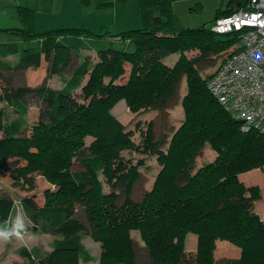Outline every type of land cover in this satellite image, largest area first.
I'll list each match as a JSON object with an SVG mask.
<instances>
[{
  "label": "trees",
  "instance_id": "1",
  "mask_svg": "<svg viewBox=\"0 0 264 264\" xmlns=\"http://www.w3.org/2000/svg\"><path fill=\"white\" fill-rule=\"evenodd\" d=\"M174 1L138 0L141 26L116 34L82 27L37 32L27 7L17 9L22 26L2 29L36 45L18 48L0 42V101L9 107L8 114L0 110V171L9 172L12 184L25 192L19 205L30 226L17 228L53 234L49 249L17 247L14 252L24 259L17 264H137L131 230L138 231L146 247L147 264H216L219 244L238 248L234 256L225 254L221 264H264V217L253 209L260 189L239 178L255 168L264 171V134L241 130L206 88L207 79L237 49L242 35L184 27L172 13ZM233 3L228 0L224 9H217L212 22L230 13ZM190 51L197 55L187 57ZM81 52H95L97 60L91 65L85 58L62 78ZM174 53L175 61L166 63ZM215 57L222 58L220 64L203 76L196 64ZM42 61L48 63L49 74L62 78L59 88L13 85L8 72L38 68ZM125 65L127 79L118 82ZM182 77L183 117L167 146L159 148L152 120L144 128L135 123L140 136L136 143L133 131L112 108L123 100L134 114L162 111ZM29 95H36L42 107L33 125L26 120ZM86 136H91L89 143ZM206 144L215 157L194 167ZM132 152L155 154L160 165L139 201L131 198V190L146 163ZM36 172L50 185L41 205L34 193ZM100 175L109 183L107 192L101 191ZM119 194L123 201L118 205ZM77 206L86 223L78 217ZM14 207L12 198L0 194V235L10 237L16 228ZM188 233L196 237L193 251L186 248ZM85 235L100 243L98 256L82 242Z\"/></svg>",
  "mask_w": 264,
  "mask_h": 264
},
{
  "label": "rangeland",
  "instance_id": "2",
  "mask_svg": "<svg viewBox=\"0 0 264 264\" xmlns=\"http://www.w3.org/2000/svg\"><path fill=\"white\" fill-rule=\"evenodd\" d=\"M228 0H175L172 3V13L176 21L184 27L197 28L199 26L212 27V20L215 18V13L217 9H224L226 7ZM15 35L8 34L5 35L4 39L12 40L16 39ZM240 44V42H239ZM239 44H236L239 45ZM19 45V43H18ZM23 46H34L35 42H26L20 44ZM235 48V47H233ZM233 52V51H232ZM187 57L192 58L197 55L196 51H190L186 53ZM178 54L174 53L165 58L166 63L172 64L177 58ZM85 58L90 59V64L92 65L97 60V55L95 52H81L79 55H74L69 67L62 73V78L69 77L79 65H81ZM222 58H212L209 60H203L196 64L199 72L205 76L212 73L215 68L220 64ZM225 60V59H224ZM223 60V61H224ZM129 72V66L125 65V73L117 80L118 82H125ZM214 73V72H213ZM11 76V80L14 86L27 85L35 87L40 84H45L52 88H57L61 85L60 76L51 75L48 72V63L44 62L41 68L33 69L26 68L25 70H20L16 72H8ZM88 79V74L84 77L83 83ZM185 79L181 78L176 94L168 101L167 106L162 110L158 111L151 109L147 112H139L134 114L128 110L123 100H120L112 108L113 114L122 122L128 129H131L134 133L133 140L137 143L140 140L139 128L136 129L135 123L137 121L141 122V127L144 128L145 123L149 120L153 122V131L155 139H158L159 148L164 149L172 132L179 126L181 119L183 117V111L181 106V99L185 93ZM77 96L80 97V92ZM28 101V115L27 123L28 125H33L39 119V112L41 110V104L36 95H29L27 97ZM5 109V113L8 114L9 107L6 102L0 101V110ZM12 116V115H11ZM1 136V135H0ZM91 141V136H86L85 142L89 143ZM123 155L127 156V151H123ZM215 151L211 149L207 144L202 148L199 154L194 158L193 166L198 167L204 162L213 160L215 157ZM132 157H142L145 159V165L140 168V177L134 182L131 190V198L133 200L139 201L143 193L149 190L153 184L156 173L158 172L160 165L157 163L155 154H141L138 152H132ZM74 167L78 164L75 161ZM240 180L247 186L256 185L260 189V199L253 202V209L260 216L264 217V171L255 168L247 172L239 174ZM101 191H109V183L106 179L100 175ZM12 176L9 172L0 171V194H6L14 201V213L12 218V223L14 225V231L11 236L1 235L0 236V264H17L23 261V257L18 256L14 250L21 246H39L43 249H49V243L53 238V234H40L37 231H30L28 229L19 230L17 225L28 224L26 217L24 216L22 209L19 205V199L25 194L24 191L18 189L12 184ZM34 184H35V199L41 205L44 202V191L50 187L47 181L39 173H34ZM120 186L115 188V191L120 192ZM123 201V195L119 194L116 202L121 204ZM77 215L79 218L86 223L83 209L81 206H77ZM130 236L134 240L136 263L137 264H147L149 262V256L143 242L139 237L137 230H131ZM195 235L188 233L186 239V248L190 251L194 250L195 246ZM194 239V240H193ZM82 242L90 250L91 254L98 256L100 252V243L94 241L89 235H85ZM227 242V241H225ZM230 244L229 242H227ZM232 245L234 248H229L227 244H219L216 252V264H221L222 257L225 254L234 256L236 246ZM80 264H98V261H92L88 263Z\"/></svg>",
  "mask_w": 264,
  "mask_h": 264
},
{
  "label": "built area",
  "instance_id": "3",
  "mask_svg": "<svg viewBox=\"0 0 264 264\" xmlns=\"http://www.w3.org/2000/svg\"><path fill=\"white\" fill-rule=\"evenodd\" d=\"M231 8L211 29L239 31L241 41L207 79L206 88L241 130L264 134V0H234Z\"/></svg>",
  "mask_w": 264,
  "mask_h": 264
},
{
  "label": "crops",
  "instance_id": "4",
  "mask_svg": "<svg viewBox=\"0 0 264 264\" xmlns=\"http://www.w3.org/2000/svg\"><path fill=\"white\" fill-rule=\"evenodd\" d=\"M18 7H27L32 11L33 28L37 32L60 27H82L96 34H116L141 26L138 0H0V42L15 43L18 48H25L20 44L32 41H25L16 34L2 30L22 26ZM8 34L17 38L4 39Z\"/></svg>",
  "mask_w": 264,
  "mask_h": 264
}]
</instances>
